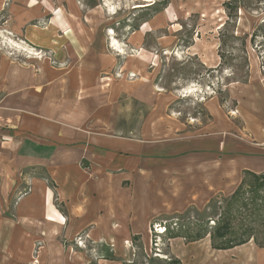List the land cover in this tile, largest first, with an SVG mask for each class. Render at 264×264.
Segmentation results:
<instances>
[{
    "label": "crops",
    "instance_id": "crops-1",
    "mask_svg": "<svg viewBox=\"0 0 264 264\" xmlns=\"http://www.w3.org/2000/svg\"><path fill=\"white\" fill-rule=\"evenodd\" d=\"M32 1L27 13L10 9V32L62 64L0 51V264H87L72 248L81 233L119 257L123 242L149 238L158 217L202 211L230 196L244 171L264 172V81L253 56L247 82L226 86L228 103L213 95L210 119L187 122L171 111L176 95L152 81L177 47L166 11L119 38L105 6L47 12ZM43 16L44 27L27 23ZM191 44L183 54L218 67L215 46ZM182 241L181 264H264L253 240L226 250L212 249L209 236Z\"/></svg>",
    "mask_w": 264,
    "mask_h": 264
},
{
    "label": "rangeland",
    "instance_id": "rangeland-1",
    "mask_svg": "<svg viewBox=\"0 0 264 264\" xmlns=\"http://www.w3.org/2000/svg\"><path fill=\"white\" fill-rule=\"evenodd\" d=\"M32 3V0H0V51H5L14 57L23 56L22 53H25L26 56L46 58L52 64L60 65L62 63L55 61L49 51H34L32 50L33 47L29 46L24 40H17L10 32L11 27L17 20L10 9H18L27 13L26 10L33 8ZM37 3L47 12H50V7H56L57 5L59 9H62L76 4L80 10L94 6L104 8L105 6V8L110 9V14L113 15L107 17V22L112 25L113 28L111 29L117 32L108 31L111 37L114 34L119 38L129 34L141 21L152 14L166 11L165 14H167L170 23H168V26H164L165 31L170 30L171 36L177 41V47L173 53L164 57L161 55L162 58L153 66L152 81L155 88L157 87L160 91L176 95L177 98L171 105V111L183 121L190 122L195 119L201 123L207 122L204 102L213 95L218 99L226 95L227 100L221 105L228 103L229 95L226 92V86L231 83H246L248 80L249 55L256 59L258 72L264 81V49L259 50V47L250 43L251 34L264 21V0H40ZM227 4L228 6H226ZM234 6H237L236 20L229 30H233L235 36L247 37L245 48L248 68L243 65L240 58L239 42L230 41L223 48L225 61L228 63L219 66L221 63L218 55L220 36L225 29L227 30L225 26L227 21L230 22V18H228L229 11ZM177 10L180 13H177ZM49 21V16H43L31 21L28 20L27 23L44 27ZM124 23L130 26L123 28ZM159 26H161V23H159ZM156 34H160V32ZM193 39L204 41L208 48L209 46L216 47L220 59L217 68H207L200 63L196 56L182 53L184 48L192 45ZM261 40L259 38L257 44ZM12 41H17V43H12ZM154 41L155 35L147 36L145 46L148 48L153 47ZM17 44L22 45L24 48H20ZM230 56L234 59L230 60ZM243 78L247 80L245 82L241 81L244 80ZM232 105H235L234 101ZM248 181H250V178ZM247 184L244 185L242 190L244 198L246 200L257 199V204L262 206L259 211L261 218L251 224L254 227L255 236L259 240H263L264 187L253 191L252 187L249 188ZM27 191L28 189L23 193L21 192L20 195L27 194ZM225 198L224 196L214 198V202L210 204L211 208L206 212H204L205 209L198 211L190 208L183 214L158 217L151 223L149 238L141 240L140 237H134L128 242H123L122 255L115 256L117 260L114 261L118 264H174V261H179L175 244L176 240L181 237L172 238L170 234L177 233L179 229L184 231L186 228H193L194 224H197L201 219L216 218V215L219 214L216 207L223 206ZM212 224L213 221H209V225ZM168 230L170 231L168 232ZM181 239L183 240L182 243L186 245L192 244L186 242L183 238ZM72 243L74 244L72 246L74 250H79L87 255L89 259L87 264H96V258L104 259L100 250L101 243L87 240L85 234L81 233L75 237ZM110 250L111 252L114 251L113 248H110ZM179 263L181 264V260Z\"/></svg>",
    "mask_w": 264,
    "mask_h": 264
},
{
    "label": "trees",
    "instance_id": "trees-1",
    "mask_svg": "<svg viewBox=\"0 0 264 264\" xmlns=\"http://www.w3.org/2000/svg\"><path fill=\"white\" fill-rule=\"evenodd\" d=\"M230 5V4H229ZM228 6V4L226 5ZM236 8L234 6L232 10L229 11L230 22H226L227 30L223 32L220 36V46H219V57L221 63L219 66L226 65L228 62L225 61V56L223 54V48L226 47L227 42H239L240 44V58L243 61V65L248 68V59L246 54V38L238 37L233 35V30L229 28L235 24L236 20ZM262 40L257 44L258 39ZM250 43L254 44L260 49H264V21L253 31L250 38ZM231 55V54H230ZM231 57V56H230ZM234 59V58H230ZM247 75V74H246ZM246 77V76H245ZM241 80L245 82L247 79L243 78ZM227 100L226 95L223 98H219L220 104H223ZM207 113V112H206ZM207 118L210 116L207 114ZM250 178V181H248ZM248 183V187H252V190L257 191L264 187V172L260 174H254L248 171H244L243 178L237 189L224 200L223 206L216 207L219 210V214L216 215L214 219H201L197 224H194L193 228H186L184 231H179L175 234H170L172 238L181 237L186 242H195L200 239L209 236L210 245L212 249L215 250H226L236 246L243 245L251 240L254 241L256 246L259 248L264 247V239L259 240L255 236V230L251 223L256 222L261 215L259 213L262 206L257 204V199L246 200L244 198V193L242 190L244 185ZM216 198V197H215ZM214 198L206 206L204 212L208 211L211 206L210 204L214 202ZM214 210V208H213ZM209 221H213L212 225H209ZM170 230H168L169 232ZM102 255L104 259L115 260L109 247L105 245L100 246ZM174 264H180L179 261H174Z\"/></svg>",
    "mask_w": 264,
    "mask_h": 264
}]
</instances>
